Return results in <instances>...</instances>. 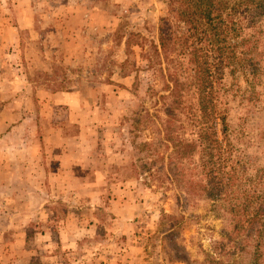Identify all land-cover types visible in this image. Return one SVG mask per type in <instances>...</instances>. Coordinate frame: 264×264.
I'll list each match as a JSON object with an SVG mask.
<instances>
[{
  "label": "rangeland",
  "instance_id": "1",
  "mask_svg": "<svg viewBox=\"0 0 264 264\" xmlns=\"http://www.w3.org/2000/svg\"><path fill=\"white\" fill-rule=\"evenodd\" d=\"M165 2L0 0V264H248L230 250L226 192L160 180L166 91L145 55ZM261 54L259 76L225 72L223 102L238 175L264 190Z\"/></svg>",
  "mask_w": 264,
  "mask_h": 264
},
{
  "label": "trees",
  "instance_id": "2",
  "mask_svg": "<svg viewBox=\"0 0 264 264\" xmlns=\"http://www.w3.org/2000/svg\"><path fill=\"white\" fill-rule=\"evenodd\" d=\"M165 4L156 42L145 59L147 70L166 91L157 100L163 118L156 127L159 148L166 154L161 155L155 143H143L138 153L148 152L154 158L157 151L163 170L160 180L176 182L175 189L182 187L190 196L226 192L222 202L233 224L232 255L248 256V264H264V190L258 183L248 187L251 179L244 167L238 175L242 166L232 157L234 145L223 102L226 71L260 74L264 0H166ZM213 184L218 194L212 192ZM182 223V217L168 216L165 238L171 240ZM176 258L185 261L186 254Z\"/></svg>",
  "mask_w": 264,
  "mask_h": 264
}]
</instances>
